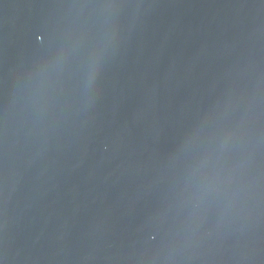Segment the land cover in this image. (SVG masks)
<instances>
[{
	"label": "water",
	"instance_id": "95a60500",
	"mask_svg": "<svg viewBox=\"0 0 264 264\" xmlns=\"http://www.w3.org/2000/svg\"><path fill=\"white\" fill-rule=\"evenodd\" d=\"M0 264H264V0H0Z\"/></svg>",
	"mask_w": 264,
	"mask_h": 264
}]
</instances>
